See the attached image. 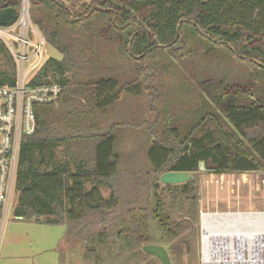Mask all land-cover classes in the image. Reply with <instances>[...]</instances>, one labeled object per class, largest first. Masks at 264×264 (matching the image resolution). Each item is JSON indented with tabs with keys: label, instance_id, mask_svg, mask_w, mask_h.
<instances>
[{
	"label": "trees",
	"instance_id": "trees-1",
	"mask_svg": "<svg viewBox=\"0 0 264 264\" xmlns=\"http://www.w3.org/2000/svg\"><path fill=\"white\" fill-rule=\"evenodd\" d=\"M21 3L0 0V9L8 4L19 12ZM27 3L31 23L60 54L45 60L34 84L57 83L61 93L34 107L36 128L21 139L16 215L65 227L59 263L82 242L93 244L91 254L105 253L98 264H160L142 251L146 244L163 246L171 264L190 261L198 236L193 181L156 183L164 172L194 177L201 168L218 174L264 166V0ZM194 57L218 68L240 66L244 80L196 78L188 70ZM13 76L0 41V84ZM143 79L154 82L144 88ZM144 92L157 104L165 96L167 108H156L148 127L144 122V165L125 167L115 129H136L144 120L130 111L116 115L128 122L110 121L109 112ZM188 100L185 109L168 112ZM90 215L98 216L99 231L86 223Z\"/></svg>",
	"mask_w": 264,
	"mask_h": 264
},
{
	"label": "rangeland",
	"instance_id": "rangeland-1",
	"mask_svg": "<svg viewBox=\"0 0 264 264\" xmlns=\"http://www.w3.org/2000/svg\"><path fill=\"white\" fill-rule=\"evenodd\" d=\"M13 34L18 35V31H13ZM29 38L32 39V36ZM8 42L14 50L18 49V45L13 39H8ZM44 50L43 62L49 57L60 58L57 50L46 43ZM188 61L190 63L188 70L196 78L205 79L209 75L218 77L229 74L230 80H244L245 71L240 66L235 65V67L227 68L224 65L218 68L202 57H194ZM133 68L134 64L131 69ZM231 70L232 72L229 73ZM129 76L133 80L135 73L129 71ZM144 76L146 75L144 74ZM152 80H144L142 83L144 88L152 86L154 82ZM164 83L168 86L169 79ZM151 97L144 92L140 97L121 101L109 112L110 121L119 120L126 123L128 119H119L116 115H130V111H132V116L140 112L139 116L144 120L143 123L136 121L138 122L136 129H132L131 125H121L115 129L118 131L120 142L118 151L121 153L122 164H125V167L144 165L146 138L149 135L145 130L144 122L148 127L150 120H153L150 116L157 113L156 108L161 112L167 108H163L165 96H162L159 104L153 102ZM189 103L188 100L180 101L176 105L170 104L169 107H172V110H168V112L173 114L174 110L180 107L185 109ZM192 181L197 194L198 236L195 242L192 240L194 247L192 259L188 261L187 257L183 258L185 264H202V251L207 254L208 249H210L211 261H215L212 264H264V166L255 171L218 174L201 168L194 174ZM100 189L102 195L107 197L109 188L102 186ZM16 206L17 192H14L8 219L0 237V264H98L97 262L106 257L103 252L91 254L93 244L91 246L87 242H82L73 249L67 250L62 257L63 261L59 263L58 248L61 245L65 227L63 225H47L24 218L19 219L15 213ZM204 214L208 215L205 232L203 231ZM260 214L263 219L259 218ZM97 218V215H90L86 219V223L89 224L93 232L101 229ZM204 233L206 236L203 239ZM261 234H263V239ZM261 241L263 242L262 247L259 244ZM99 246L94 244V247L99 248Z\"/></svg>",
	"mask_w": 264,
	"mask_h": 264
},
{
	"label": "built area",
	"instance_id": "built-area-1",
	"mask_svg": "<svg viewBox=\"0 0 264 264\" xmlns=\"http://www.w3.org/2000/svg\"><path fill=\"white\" fill-rule=\"evenodd\" d=\"M13 31H18L14 35ZM32 36V39L29 37ZM8 39H13L18 49L14 50ZM0 41L4 44L14 63L11 84H0V237L8 219L13 199L17 173L20 142L36 128L34 107L54 103L61 87L57 83L34 84L38 71L43 66L45 53L44 37L31 23L27 0H22L15 21L0 26ZM19 219L22 217L18 216ZM202 251V264H212ZM218 261V260H217Z\"/></svg>",
	"mask_w": 264,
	"mask_h": 264
},
{
	"label": "water",
	"instance_id": "water-1",
	"mask_svg": "<svg viewBox=\"0 0 264 264\" xmlns=\"http://www.w3.org/2000/svg\"><path fill=\"white\" fill-rule=\"evenodd\" d=\"M95 10L102 11L99 7H95ZM17 17V11L4 4L3 8L0 9V26H6L12 24ZM193 179V175L187 172H164L160 175L159 181L156 186L160 184H182L188 180ZM142 251L150 256L155 257L160 264H171L169 255L166 249L158 244H146L142 246Z\"/></svg>",
	"mask_w": 264,
	"mask_h": 264
},
{
	"label": "bare ground",
	"instance_id": "bare-ground-1",
	"mask_svg": "<svg viewBox=\"0 0 264 264\" xmlns=\"http://www.w3.org/2000/svg\"><path fill=\"white\" fill-rule=\"evenodd\" d=\"M234 216V215H233ZM235 216H237V215H235ZM258 216V215H257ZM264 216V215H263ZM263 216H262V214H260V217L259 218H261V219H263ZM238 217V216H237ZM248 217V216H247ZM210 218V217H209ZM206 219H208V215L207 214H204L203 215V225H204V229H203V231L205 232V222H206ZM212 219V218H211ZM260 220V219H259ZM205 236H206V233H204L203 234V239L205 238ZM261 237H262V239H263V234H261ZM259 240H261V239H259ZM259 244H260V247H262L263 246V242L261 241V243L259 242ZM205 254H206V252H204ZM250 261V260H249Z\"/></svg>",
	"mask_w": 264,
	"mask_h": 264
}]
</instances>
